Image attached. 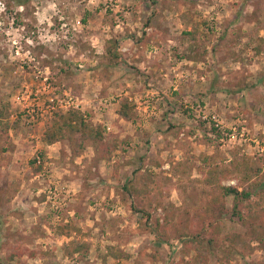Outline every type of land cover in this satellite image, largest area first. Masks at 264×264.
I'll use <instances>...</instances> for the list:
<instances>
[{"label": "rangeland", "instance_id": "rangeland-1", "mask_svg": "<svg viewBox=\"0 0 264 264\" xmlns=\"http://www.w3.org/2000/svg\"><path fill=\"white\" fill-rule=\"evenodd\" d=\"M2 1L0 264H264V0Z\"/></svg>", "mask_w": 264, "mask_h": 264}, {"label": "trees", "instance_id": "trees-1", "mask_svg": "<svg viewBox=\"0 0 264 264\" xmlns=\"http://www.w3.org/2000/svg\"><path fill=\"white\" fill-rule=\"evenodd\" d=\"M10 3L23 7V4H25L26 1L17 0ZM120 114L122 117H129V114L125 110H123ZM47 131L48 133L46 139L49 144H54L60 141L61 138L66 137V134H69L74 138L79 137L77 142L79 148H83L84 143L88 140L93 141L95 144H99L103 139L102 126H94L85 122L83 115L75 111H69L62 116L57 115L56 119H54L48 126ZM74 153H78V150L75 149ZM224 190L227 197L233 196L234 200L237 201L240 199V197L246 199L250 196V193L248 192H239L237 189L231 187L224 188Z\"/></svg>", "mask_w": 264, "mask_h": 264}, {"label": "built area", "instance_id": "built-area-1", "mask_svg": "<svg viewBox=\"0 0 264 264\" xmlns=\"http://www.w3.org/2000/svg\"><path fill=\"white\" fill-rule=\"evenodd\" d=\"M0 8H2V10H0V19H1V15H2V14H6V13L8 12L9 9H8L6 3H5L4 1H2V0H0ZM20 9H21V11H22L23 7H21ZM1 24H2V23H1V21H0V25H1ZM17 53L19 54V51H18Z\"/></svg>", "mask_w": 264, "mask_h": 264}, {"label": "clouds", "instance_id": "clouds-1", "mask_svg": "<svg viewBox=\"0 0 264 264\" xmlns=\"http://www.w3.org/2000/svg\"><path fill=\"white\" fill-rule=\"evenodd\" d=\"M0 10H2V8H0Z\"/></svg>", "mask_w": 264, "mask_h": 264}]
</instances>
